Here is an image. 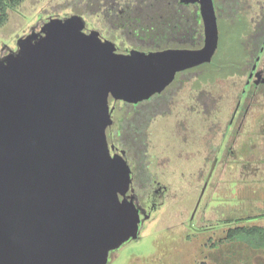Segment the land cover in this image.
<instances>
[{
    "label": "water",
    "instance_id": "95a60500",
    "mask_svg": "<svg viewBox=\"0 0 264 264\" xmlns=\"http://www.w3.org/2000/svg\"><path fill=\"white\" fill-rule=\"evenodd\" d=\"M198 48L127 52L76 13L49 17L0 56V264H106L138 237L125 151L111 153L109 99L137 104L211 60L213 0Z\"/></svg>",
    "mask_w": 264,
    "mask_h": 264
},
{
    "label": "rangeland",
    "instance_id": "374dc122",
    "mask_svg": "<svg viewBox=\"0 0 264 264\" xmlns=\"http://www.w3.org/2000/svg\"><path fill=\"white\" fill-rule=\"evenodd\" d=\"M83 5L81 0H23L9 10L7 21L0 27V56L3 50L5 54L9 50L15 51L16 40L29 34L32 27L38 28L49 17H65L72 13L84 18L85 31L99 29L102 37L116 42L119 51L134 48L104 28L98 16L85 13ZM240 27L241 22L219 21L218 45L211 64L240 58V47L236 41ZM109 104L115 106V122L106 129V136L109 143L115 142L117 146L114 130L127 106L112 101V98ZM164 116H158L151 125L149 138L152 147L149 152L151 160L155 156L169 158L167 164L153 162L150 165L157 179L167 185L165 194L153 208L140 194L144 211L141 210L138 238L110 251L106 264H264V245H257L264 240L256 238L253 246L244 237L225 239L227 231L236 226L257 225L264 229V177L257 176L252 183L251 177L247 185L239 184V187L232 189V186L229 190L217 189L214 194L205 195L195 212V219L190 220L199 199L200 179L195 172L199 160L186 154L178 156L182 147L190 148V142H183L173 131L172 118ZM161 169L163 172L165 169V173L160 174L158 170ZM133 187L137 190L136 182H133ZM203 216L210 218L205 221L206 225L196 221Z\"/></svg>",
    "mask_w": 264,
    "mask_h": 264
},
{
    "label": "flooded vegetation",
    "instance_id": "af4514ba",
    "mask_svg": "<svg viewBox=\"0 0 264 264\" xmlns=\"http://www.w3.org/2000/svg\"><path fill=\"white\" fill-rule=\"evenodd\" d=\"M213 4L217 27L222 19L232 24L236 21L242 23L236 37L240 47L237 61L211 64L215 49L210 61L177 71L161 92L148 99L137 104L112 99L131 105L136 112L142 102L153 101L155 97L160 99L157 104L162 108L161 112L151 120L147 130L150 183L142 196L151 208L164 196L167 185L157 179L150 165L153 162L164 165L169 161V158L158 156L151 160L149 133L153 121L162 115L171 117L173 131L183 142H190V148L182 147L178 154L179 157L186 154L199 160L195 170L196 177L200 179L199 199L190 220L195 219V212L205 195L214 194L217 189L229 190L232 186V189L239 187V184L247 185L251 177V183L257 176L264 177V0H228L226 13H219L217 0H213ZM111 106L114 123L115 106ZM126 109L114 130L115 141ZM166 125L169 124L166 122ZM108 145L112 146L111 153L123 150L119 142L117 146L115 142H108ZM125 158L131 169L127 195L135 194L137 205L144 211L140 193L133 187L137 165L130 162L127 153ZM158 171L165 173V169L164 172L162 169ZM197 220L201 221L199 224L206 225L205 221L210 218L203 216ZM182 237L185 238L184 235Z\"/></svg>",
    "mask_w": 264,
    "mask_h": 264
},
{
    "label": "trees",
    "instance_id": "16d2710c",
    "mask_svg": "<svg viewBox=\"0 0 264 264\" xmlns=\"http://www.w3.org/2000/svg\"><path fill=\"white\" fill-rule=\"evenodd\" d=\"M81 1L84 2L85 13L98 16L103 21L104 28H108L122 43L127 42L136 49L150 51L167 47L196 48L203 44V24L197 3L185 4L180 0ZM227 1L217 0L219 13H226ZM21 2L23 0H0V27L7 21L9 10H13ZM116 46L119 51V46ZM158 98L139 104L136 108L138 112L126 104L127 115L120 121L116 132L119 145L128 154L130 162L137 165L133 181L141 195L150 183L147 172V130L151 120L161 112L162 108L157 104L160 100ZM239 236L255 246L256 238L264 240V229L257 225L236 226L227 231L226 239ZM257 245L263 246L264 242Z\"/></svg>",
    "mask_w": 264,
    "mask_h": 264
}]
</instances>
